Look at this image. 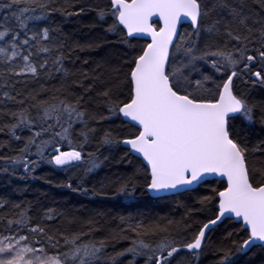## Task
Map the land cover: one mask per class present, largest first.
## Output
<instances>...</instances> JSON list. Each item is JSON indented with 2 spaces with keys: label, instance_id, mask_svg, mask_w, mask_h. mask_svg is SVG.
<instances>
[{
  "label": "snow or ice",
  "instance_id": "1",
  "mask_svg": "<svg viewBox=\"0 0 264 264\" xmlns=\"http://www.w3.org/2000/svg\"><path fill=\"white\" fill-rule=\"evenodd\" d=\"M56 11V0H0V119L7 121L0 133L22 144L17 155H0V174L15 177L22 168L25 179L41 162L64 170L86 163L85 172H95L101 161L92 153L86 160L84 149L99 136L102 146L122 144L126 157L139 160L136 175L158 199L210 177L223 187L199 201L201 210L212 205L214 218L190 241L172 237L168 225L130 216H120L123 227L104 238L85 239L97 229L69 235L56 226L63 213L47 209L34 223L31 209L15 204L21 209L15 217L0 214V264H199L208 234L225 220L246 238L233 240L219 264L264 251V0H109L98 20L110 16L106 31L122 34L131 49L123 69L115 70L123 71L122 90L99 69L74 78L65 45L46 26ZM140 39L146 42L137 48ZM238 79L252 91H237ZM29 84L39 87L29 90ZM18 85L25 91H16ZM113 118L134 131L116 140L93 126ZM8 147L0 142V149ZM72 190L87 194L82 186ZM135 192L128 182L118 189L132 199ZM6 206L0 200V210ZM121 239L128 246L110 255L109 241Z\"/></svg>",
  "mask_w": 264,
  "mask_h": 264
},
{
  "label": "trees",
  "instance_id": "2",
  "mask_svg": "<svg viewBox=\"0 0 264 264\" xmlns=\"http://www.w3.org/2000/svg\"><path fill=\"white\" fill-rule=\"evenodd\" d=\"M109 0H56L58 11L47 22L46 26L55 29V35L65 46V66L70 72L75 73L74 78L83 79L82 72L91 74L99 69L105 74V78L120 84L123 88V64L130 58L131 49L121 42L120 33H110L106 30L112 23V18L106 16V23L98 20V10L107 8ZM83 7L84 11L80 12ZM68 13H72L69 15ZM3 13L0 12V16ZM187 29V25L181 31ZM146 41L138 40L133 43L139 48ZM92 44L93 47L86 45ZM87 61V63H85ZM44 82V81H42ZM54 83V82H52ZM51 86V83H47ZM237 91H252L251 85L247 88L236 81ZM39 87L38 84H29L28 89ZM16 91L24 92L23 86H17ZM119 90H117L118 94ZM252 98L259 100L260 93L252 92ZM9 108L15 109L17 105L9 104ZM99 113L107 115V109L102 105L93 104ZM7 122L0 119V124ZM98 127L101 134L104 130H110L116 140L126 138L134 129L121 123L120 119L102 122ZM255 132L260 135V126L256 125ZM28 135L27 132L24 133ZM100 137L97 136L84 149L85 159L92 153L101 161V167L95 172L86 173L87 164L80 168L64 170L56 168L46 162L39 163L34 172L25 179L23 169H19L17 176L0 174V200L7 202L6 208L0 210V214L15 217L21 209H31L30 215L33 222H39L42 213L47 209H54L63 213L61 222L56 225L66 234L73 232H89L90 228L97 229L85 239H102L108 235L109 229L123 227L119 225V217H132L133 221L143 220L145 223L159 222L169 226L172 237L181 241H190L202 223L213 217L212 205H207L201 210L199 201L204 196L212 195V189L222 190V183L210 181L202 184L197 190L184 194L167 197L166 199H153L145 189L142 177L136 175L140 168V162L131 156H125L126 149L121 144L111 147L102 146ZM0 142L10 143V147L0 149V155L13 156L18 154L21 143L10 141L5 134L0 133ZM62 150H69L68 145L62 146ZM36 159L35 156L32 157ZM128 182L136 185L135 198H128L118 194L122 183ZM68 184L72 188L67 187ZM83 191L72 189L81 187ZM20 204L21 209L13 207ZM75 218V223H70ZM92 223L89 224L88 222ZM171 222V224H169ZM186 225H191L188 230ZM238 233L229 238L228 233ZM133 237V233L126 234ZM199 264H219L223 253L234 248L233 240L242 241L246 238L238 228L233 227V222L226 220L215 230L208 234ZM129 240L109 241L108 253L110 255L127 247ZM237 264H264V251L253 249L246 255L236 256ZM142 264V262H141Z\"/></svg>",
  "mask_w": 264,
  "mask_h": 264
},
{
  "label": "water",
  "instance_id": "3",
  "mask_svg": "<svg viewBox=\"0 0 264 264\" xmlns=\"http://www.w3.org/2000/svg\"><path fill=\"white\" fill-rule=\"evenodd\" d=\"M154 20H155V18H154ZM184 25H187V22H185ZM184 25H183V26H184ZM140 40H144V41H145V39H140ZM121 145H122V144H121ZM122 147H124V146L122 145ZM210 181H219V178H217V177H210L208 182H210ZM198 186H200V185H198ZM198 186H194L193 190H190V191H184V190H181L180 192H178V193H176V194H170V195H168L167 197L175 196V195H180V194H184V193H186V192H192V191H195V190L198 188ZM148 195H149L151 198H153V199H158V198H156V197L150 195L149 193H148ZM225 221H226V220H225ZM225 221H224V222H225ZM221 224H222V223H220L219 226H220ZM216 228H217V227H214V229H216ZM249 252H250V251H249ZM249 252H248V253H249Z\"/></svg>",
  "mask_w": 264,
  "mask_h": 264
},
{
  "label": "bare ground",
  "instance_id": "4",
  "mask_svg": "<svg viewBox=\"0 0 264 264\" xmlns=\"http://www.w3.org/2000/svg\"><path fill=\"white\" fill-rule=\"evenodd\" d=\"M200 186H201V185H200ZM200 186H198V188H199ZM198 188H197V189H198ZM197 189H196V190H197ZM146 192H147V191H146ZM147 194H148V193H147ZM175 196H176V195H175ZM170 197H171V196H170ZM214 230H215V229H214Z\"/></svg>",
  "mask_w": 264,
  "mask_h": 264
}]
</instances>
